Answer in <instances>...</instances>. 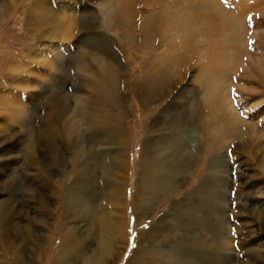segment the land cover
<instances>
[{
  "label": "rangeland",
  "instance_id": "obj_1",
  "mask_svg": "<svg viewBox=\"0 0 264 264\" xmlns=\"http://www.w3.org/2000/svg\"><path fill=\"white\" fill-rule=\"evenodd\" d=\"M63 240L72 264H264V0H0V264Z\"/></svg>",
  "mask_w": 264,
  "mask_h": 264
},
{
  "label": "bare ground",
  "instance_id": "obj_2",
  "mask_svg": "<svg viewBox=\"0 0 264 264\" xmlns=\"http://www.w3.org/2000/svg\"><path fill=\"white\" fill-rule=\"evenodd\" d=\"M242 5V4H241ZM220 12V11H219ZM185 22V21H184ZM240 24V23H239ZM217 47V46H216ZM214 48V47H213ZM211 48L208 46V50L210 51V53H212V51L213 50H210ZM221 50V49H220ZM219 50V51H220ZM218 51V52H219ZM214 52V51H213ZM173 54V53H172ZM219 54H222L221 52L219 53ZM217 55V54H216ZM221 58V57H220ZM215 59V54H211V58H209L208 60H206L205 62H206V69H207V71L206 70H204V68H205V65H204V68H203V70H204V73H205V71L209 74L208 75V77L207 78H209V79H207V81L208 82H212L213 80H212V78L214 77V76H212L213 74H216V73H214V69H213V63L215 62H213V60ZM220 60L219 59V57H217L216 58V60ZM158 63V62H157ZM156 63V64H157ZM49 65H50V63H49ZM159 67V65H157V67H154V68H158ZM215 69H217L216 67H214ZM218 71V70H217ZM216 72V71H215ZM218 75V74H217ZM216 75V76H217ZM210 76V77H209ZM217 77H219V76H217ZM211 84V83H210ZM227 91H229V88H227ZM230 106H231V104H230ZM233 106V105H232ZM231 106V107H232ZM230 107V108H231ZM232 109V108H231ZM232 112V111H231ZM195 113V112H194ZM188 115V114H187ZM192 115H194V114H192ZM186 119V121L185 122H193V124L195 123V118L193 117V116H189L188 118H185ZM190 120H192V121H190ZM177 127H175V129H176ZM175 133V132H174ZM176 134V133H175ZM171 137H173V136H169V137H166L169 141L172 139ZM174 142H175V140H174ZM149 176H152V174H151V172L148 170V169H142L141 171H140V174H139V177H149ZM78 184L79 185H81V182L80 181H78ZM87 185V184H86ZM67 194H68V192H67ZM69 195V194H68ZM105 202H103L102 204H100V208H101V213L99 214V215H95V218H94V220H93V224L91 223V226H95V225H97L98 227H99V229L101 230V232L103 233V235H104V237H105V239H106V242H107V244L109 245L108 246V254L110 255V250L112 251L113 249H114V247H112V242L114 243V234H115V229H116V227L117 226H119L120 224H121V222H118V223H116V225H114L109 219H110V217H111V213H110V208H112V207H110L109 205L111 204L110 202L109 203H107V204H109V205H106V204H104ZM67 204V203H66ZM102 205V206H101ZM107 206V208H106V206ZM4 207V206H3ZM107 209V210H106ZM99 211V210H98ZM69 212V211H68ZM98 213V212H97ZM100 216V218H98ZM90 220H91V218H90ZM9 233H8V231H6L5 233H4V235L3 236H7ZM9 237H11L10 235H8L7 236V239L9 238ZM103 237V238H104ZM103 242H105V240L103 239ZM20 251V250H19ZM123 251H125V248L123 249V250H120L119 252H121L120 254H122L123 253ZM137 251H139L140 252V254H141V248L139 247L138 248V250ZM18 252V251H17ZM22 252V251H21ZM21 252H18L17 253V258H21V256H22V254H21ZM79 255H80V253H79V250L78 249H76V244L74 243V242H71V241H69V240H63V242H60V247L58 248V250H57V252H56V255H55V257H54V259L52 258V260H51V264H72L73 263V261L77 258V257H79ZM20 264H24V263H20ZM83 264H95V260H94V258H92L91 259V261H88L87 260V258L84 260V262H83Z\"/></svg>",
  "mask_w": 264,
  "mask_h": 264
}]
</instances>
